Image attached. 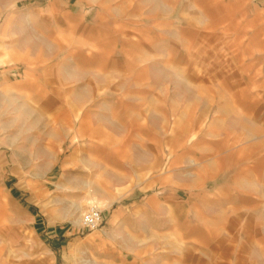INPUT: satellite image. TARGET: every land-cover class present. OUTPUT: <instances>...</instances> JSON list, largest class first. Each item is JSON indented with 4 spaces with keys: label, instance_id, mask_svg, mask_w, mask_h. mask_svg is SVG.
<instances>
[{
    "label": "rangeland",
    "instance_id": "1",
    "mask_svg": "<svg viewBox=\"0 0 264 264\" xmlns=\"http://www.w3.org/2000/svg\"><path fill=\"white\" fill-rule=\"evenodd\" d=\"M6 126L0 264H116L79 241L169 180L183 236L218 195L221 263L264 264V0H0Z\"/></svg>",
    "mask_w": 264,
    "mask_h": 264
},
{
    "label": "crops",
    "instance_id": "2",
    "mask_svg": "<svg viewBox=\"0 0 264 264\" xmlns=\"http://www.w3.org/2000/svg\"><path fill=\"white\" fill-rule=\"evenodd\" d=\"M30 69L32 68L28 66L25 71L29 73ZM5 89L4 94L8 97V88ZM6 110L8 111V107ZM0 140L8 143L7 126L0 135ZM170 182H166V185H170L159 193L142 197L126 207L113 208V203L104 202L105 214L101 229L79 241L86 247L85 253L108 256L105 258L107 263L113 262L110 257L113 256L116 264H222L218 230V223L222 221L221 199L215 194L212 198L203 194L200 209L193 207L192 210L195 217L199 221L201 217L204 223L202 236L211 240L206 245V241L189 237L187 232L185 237L179 230L180 223L188 231L191 223L190 210L188 204L184 205L182 198L174 199L170 193L173 191ZM228 207H231V203ZM174 209H180L181 214L174 215ZM130 210L133 214H125ZM130 221L137 224L133 232L125 225ZM194 227L191 225L192 230ZM195 229L199 231L201 227L198 225ZM65 234L66 232L61 235Z\"/></svg>",
    "mask_w": 264,
    "mask_h": 264
},
{
    "label": "built area",
    "instance_id": "3",
    "mask_svg": "<svg viewBox=\"0 0 264 264\" xmlns=\"http://www.w3.org/2000/svg\"><path fill=\"white\" fill-rule=\"evenodd\" d=\"M102 223V212L100 208L95 205H89L81 216V229L83 231H93Z\"/></svg>",
    "mask_w": 264,
    "mask_h": 264
}]
</instances>
